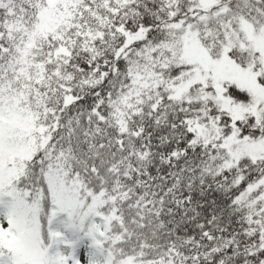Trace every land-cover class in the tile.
<instances>
[{
	"label": "snow or ice",
	"instance_id": "snow-or-ice-1",
	"mask_svg": "<svg viewBox=\"0 0 264 264\" xmlns=\"http://www.w3.org/2000/svg\"><path fill=\"white\" fill-rule=\"evenodd\" d=\"M0 264H264V0H0Z\"/></svg>",
	"mask_w": 264,
	"mask_h": 264
}]
</instances>
